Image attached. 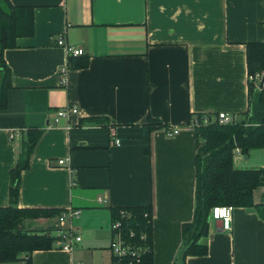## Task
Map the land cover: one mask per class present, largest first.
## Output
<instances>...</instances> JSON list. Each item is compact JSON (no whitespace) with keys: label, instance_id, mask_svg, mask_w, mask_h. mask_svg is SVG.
Here are the masks:
<instances>
[{"label":"crops","instance_id":"1","mask_svg":"<svg viewBox=\"0 0 264 264\" xmlns=\"http://www.w3.org/2000/svg\"><path fill=\"white\" fill-rule=\"evenodd\" d=\"M9 1L33 8L34 29L2 53L11 86L0 110V207L23 139L39 129L17 205L79 210L65 226L81 240L71 251L57 242L35 250L31 264H110V208L127 206H150L153 264H174L194 211L192 116L246 119L245 45L264 41V0ZM59 37L83 49L86 67L67 68ZM68 105L78 111L52 123ZM150 117L162 126L143 136ZM233 164L264 167V148L235 152ZM252 196L264 204V185ZM206 242L207 253L185 264H264V220L254 207L234 206L228 230L211 219Z\"/></svg>","mask_w":264,"mask_h":264},{"label":"trees","instance_id":"2","mask_svg":"<svg viewBox=\"0 0 264 264\" xmlns=\"http://www.w3.org/2000/svg\"><path fill=\"white\" fill-rule=\"evenodd\" d=\"M33 8L16 6L9 0H0V110L6 108L7 91L11 86L10 71L2 53L15 45L17 37L33 34ZM246 66L248 77H264V41L247 42ZM85 54H69L67 68H83L88 65ZM255 82L257 86H255ZM246 119L220 124L210 120L194 127L195 144V188L194 211L191 221L183 223L182 246L174 264H185L188 255L207 253L206 237L203 233L211 220V209L215 205L251 206L264 220V204L253 202V190L264 185V167L239 169L233 164L235 150L247 153L252 148H264V83L248 79V107ZM209 114L196 113L192 120L201 122ZM215 116V115H214ZM162 123L150 117L142 125V135L148 136ZM41 134L39 129H28L22 149L15 165L10 170L9 203L0 207V263L24 260L31 264L30 255L35 250L50 249L57 236L55 224L38 232H29L26 220L40 217L56 218L65 210L58 208H21L17 205L21 171L29 167L30 155ZM126 215L122 216L120 211ZM111 221L119 220L121 236L135 249H141L139 262L124 264H153L152 226L150 206H127L110 208ZM56 223V221H55ZM54 232H51V231ZM130 232L133 233L130 236Z\"/></svg>","mask_w":264,"mask_h":264},{"label":"built area","instance_id":"3","mask_svg":"<svg viewBox=\"0 0 264 264\" xmlns=\"http://www.w3.org/2000/svg\"><path fill=\"white\" fill-rule=\"evenodd\" d=\"M57 45L65 47L66 51L73 55L78 56L82 55L84 53L82 48H73L70 46H67L63 40L62 37H59L56 41ZM249 80L258 79L262 84L264 83V77H248ZM255 86H257L255 82ZM77 107L75 105H68L64 106L62 108H59L55 116L53 118L52 123H57L58 120L62 117L69 118L71 114L76 113ZM203 117L201 122H198V120L194 119L191 121V125L193 127L199 126V124H206L210 120H217L220 124H230L233 123L234 119L230 114H227L225 112H219L215 116ZM177 133V130L174 129L172 131V134ZM119 140H115V144H118ZM235 152H239V149H236ZM59 164H65V160H59ZM97 201L99 203H104L106 200L98 197ZM234 206L232 205H215L211 209L210 218L213 219H220L221 220V228L223 230H228L230 228V222H231V215L233 211ZM121 215H126V212L121 209L120 211ZM79 214V210L77 208H68L65 209L56 219V227L54 234L57 236V245L59 249H63L66 251H71L74 244L79 242L81 240V236L78 235L73 226L69 224L68 226H65L66 221H71L74 217H76ZM111 244L109 247V250L111 252L112 260L110 264H124L122 261L126 260L128 256H130L129 263H132V261L139 262L140 258L139 255L142 253L141 249H135L133 248V245H130L122 236H121V226L120 221L115 220L111 221ZM130 236L133 235L132 232L129 234ZM83 264V263H80Z\"/></svg>","mask_w":264,"mask_h":264},{"label":"rangeland","instance_id":"4","mask_svg":"<svg viewBox=\"0 0 264 264\" xmlns=\"http://www.w3.org/2000/svg\"><path fill=\"white\" fill-rule=\"evenodd\" d=\"M25 226H26L27 229H29V232H34L35 231V232H38L39 233V230L43 229L41 227L35 226L32 223V221H30V220H26ZM110 244H111V238H109V241L107 242L108 249L110 247Z\"/></svg>","mask_w":264,"mask_h":264},{"label":"water","instance_id":"5","mask_svg":"<svg viewBox=\"0 0 264 264\" xmlns=\"http://www.w3.org/2000/svg\"><path fill=\"white\" fill-rule=\"evenodd\" d=\"M218 220H220V219H218ZM221 221V220H220ZM207 232H208V228H205V230H204V235L206 236L207 235Z\"/></svg>","mask_w":264,"mask_h":264}]
</instances>
